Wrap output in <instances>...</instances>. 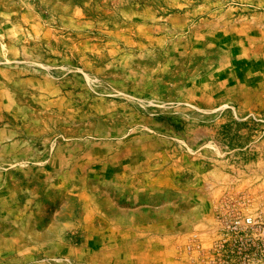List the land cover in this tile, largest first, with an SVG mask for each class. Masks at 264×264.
Returning <instances> with one entry per match:
<instances>
[{
	"label": "rangeland",
	"instance_id": "374dc122",
	"mask_svg": "<svg viewBox=\"0 0 264 264\" xmlns=\"http://www.w3.org/2000/svg\"><path fill=\"white\" fill-rule=\"evenodd\" d=\"M230 175L264 178V0H0V264H264L239 213L133 222Z\"/></svg>",
	"mask_w": 264,
	"mask_h": 264
},
{
	"label": "crops",
	"instance_id": "0c3cea01",
	"mask_svg": "<svg viewBox=\"0 0 264 264\" xmlns=\"http://www.w3.org/2000/svg\"><path fill=\"white\" fill-rule=\"evenodd\" d=\"M240 160L253 162V159L247 157H242ZM180 187L181 193L179 196L157 194L151 189L148 195L139 194L135 196L136 211L134 213L136 215L133 222L152 226L157 222L166 220L174 213L189 215L197 212L200 215L208 212L210 218L218 223V227L215 226L218 232L215 231L216 233L213 234L214 242L217 243L225 233L221 223L224 224V221L230 218V213L235 212L252 217L253 220L261 224L257 229L252 228L250 233L247 234V244L251 245L257 242L258 246L264 245L261 231L262 225H264V178L262 175L253 179L251 177L234 179L230 175L226 177L225 184H221L217 179H209V181L204 179L201 181L198 178L197 183L192 186L196 190L191 192H189L188 182L181 184ZM250 254V257H255L256 254L264 255L261 250L251 251Z\"/></svg>",
	"mask_w": 264,
	"mask_h": 264
},
{
	"label": "built area",
	"instance_id": "2783aa9c",
	"mask_svg": "<svg viewBox=\"0 0 264 264\" xmlns=\"http://www.w3.org/2000/svg\"><path fill=\"white\" fill-rule=\"evenodd\" d=\"M234 222H235V225H236V224H240V223H242V222H243V223H246L247 225H252V224H254V221H253L252 217H249V216H246V217H244V218L236 216Z\"/></svg>",
	"mask_w": 264,
	"mask_h": 264
}]
</instances>
